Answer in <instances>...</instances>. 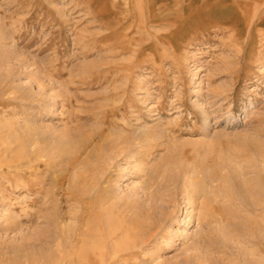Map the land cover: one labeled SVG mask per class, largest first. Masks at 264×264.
Listing matches in <instances>:
<instances>
[{
	"label": "rangeland",
	"instance_id": "rangeland-1",
	"mask_svg": "<svg viewBox=\"0 0 264 264\" xmlns=\"http://www.w3.org/2000/svg\"><path fill=\"white\" fill-rule=\"evenodd\" d=\"M178 262L264 264V0H0V264Z\"/></svg>",
	"mask_w": 264,
	"mask_h": 264
},
{
	"label": "bare ground",
	"instance_id": "bare-ground-1",
	"mask_svg": "<svg viewBox=\"0 0 264 264\" xmlns=\"http://www.w3.org/2000/svg\"><path fill=\"white\" fill-rule=\"evenodd\" d=\"M88 160H89V158L86 159V162ZM83 194H85V193H83ZM153 199H155V198H153ZM100 200L101 199H96L94 202H91V206L93 205V208H98L100 203H101ZM149 200H151V198ZM113 207L114 206H111L109 208L110 214L107 213L108 211L107 212L104 211L103 215H102V212L100 210L96 212V214L99 217L103 216V219H100L99 221L97 220L98 221L97 232L100 233L102 237L107 239V238H110L111 236L113 237V236L121 235V236L126 238V237L130 236L132 233L139 235V234H142L145 232L146 235L144 237L139 236L138 237L139 239H137L135 242L132 243L131 247L134 249H135V247H139L140 245L147 244V246H148L149 245L148 243L157 241V238L159 237V235H161L160 238H163L165 240L170 239V237L166 235V233L164 231V226H163L164 224H166L165 222H166V219L168 216H166V218H163V216H162V214H164L163 210L160 209L159 206L153 204L152 202H149V210H147L148 214H146V215L144 214V216L148 217V219H153L154 217L157 218V220L156 219H154V221L152 220L151 225L145 223L146 219L143 217L141 212H139V214L133 213L131 215L122 214L119 216H116V215L114 216L112 214V212L115 211V209ZM140 214H141V216H140ZM158 214L160 216H157ZM168 215H170V214H168ZM114 217L116 218V221L114 220ZM197 218H198L199 224H203V222L205 220L204 216L199 215V217L197 216ZM112 222L117 223L118 226L112 227L111 226ZM135 238H137V237L135 236ZM140 251H141V248L139 247V249H136V251H134V252L131 251L130 253H128L126 255H123L125 253L124 252L122 254L123 255L122 258L126 259L129 256H137ZM131 258H134V257H131ZM232 261H234V260H232ZM235 262H236V260H235Z\"/></svg>",
	"mask_w": 264,
	"mask_h": 264
}]
</instances>
